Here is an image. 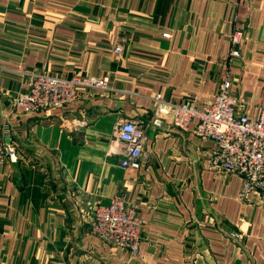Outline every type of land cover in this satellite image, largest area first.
Returning <instances> with one entry per match:
<instances>
[{
	"label": "crops",
	"instance_id": "obj_1",
	"mask_svg": "<svg viewBox=\"0 0 264 264\" xmlns=\"http://www.w3.org/2000/svg\"><path fill=\"white\" fill-rule=\"evenodd\" d=\"M33 71L110 88L26 114L13 102ZM225 75L237 110L264 108V0H0V130L17 144L0 164V264H264V204L206 164L210 140L152 122L155 93L203 105ZM125 118L144 126L137 168L107 152ZM115 194L143 220L135 256L90 229L85 202Z\"/></svg>",
	"mask_w": 264,
	"mask_h": 264
},
{
	"label": "built area",
	"instance_id": "obj_2",
	"mask_svg": "<svg viewBox=\"0 0 264 264\" xmlns=\"http://www.w3.org/2000/svg\"><path fill=\"white\" fill-rule=\"evenodd\" d=\"M243 38V29L234 27L230 41L235 47L230 55H239L237 46ZM114 51L119 53L120 48L116 46ZM28 74L27 88L19 92L13 102L14 107L26 114L65 106L84 89L110 88L106 76L64 77L41 71ZM230 88L229 77L222 76L214 94L203 105L189 100L166 101L157 92L153 96L156 108L152 122L159 125L169 115L177 128L191 130L196 136L210 140L212 148L206 164L241 178L240 200L257 196L264 204V108L257 114L240 112ZM8 132V128L0 130V164L17 159L16 142L5 140ZM143 144L144 126L138 120L125 118L114 127L107 152L119 156L121 167L137 168ZM85 204L90 210L89 225L94 234L126 247L134 256L139 253L143 220L121 195H113L107 204L91 201Z\"/></svg>",
	"mask_w": 264,
	"mask_h": 264
},
{
	"label": "rangeland",
	"instance_id": "obj_3",
	"mask_svg": "<svg viewBox=\"0 0 264 264\" xmlns=\"http://www.w3.org/2000/svg\"><path fill=\"white\" fill-rule=\"evenodd\" d=\"M4 163V162H3Z\"/></svg>",
	"mask_w": 264,
	"mask_h": 264
}]
</instances>
